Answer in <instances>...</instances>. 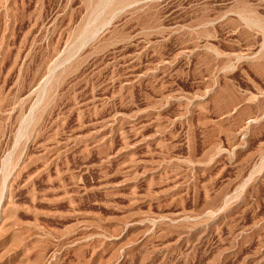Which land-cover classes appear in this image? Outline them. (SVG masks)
<instances>
[{"label": "rangeland", "instance_id": "1", "mask_svg": "<svg viewBox=\"0 0 264 264\" xmlns=\"http://www.w3.org/2000/svg\"><path fill=\"white\" fill-rule=\"evenodd\" d=\"M0 264H264V0H0Z\"/></svg>", "mask_w": 264, "mask_h": 264}]
</instances>
